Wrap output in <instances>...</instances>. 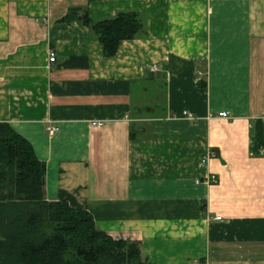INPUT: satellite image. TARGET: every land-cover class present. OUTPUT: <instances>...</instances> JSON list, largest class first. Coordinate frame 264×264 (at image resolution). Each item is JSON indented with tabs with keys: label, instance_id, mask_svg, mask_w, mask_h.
I'll return each mask as SVG.
<instances>
[{
	"label": "crops",
	"instance_id": "1",
	"mask_svg": "<svg viewBox=\"0 0 264 264\" xmlns=\"http://www.w3.org/2000/svg\"><path fill=\"white\" fill-rule=\"evenodd\" d=\"M74 7L137 11L146 37L106 56ZM0 122L45 164L48 202L145 259L264 264V0H0Z\"/></svg>",
	"mask_w": 264,
	"mask_h": 264
},
{
	"label": "trees",
	"instance_id": "2",
	"mask_svg": "<svg viewBox=\"0 0 264 264\" xmlns=\"http://www.w3.org/2000/svg\"><path fill=\"white\" fill-rule=\"evenodd\" d=\"M63 21L88 26L106 56L115 55L122 40L147 33L137 11L94 19L86 8L74 7ZM45 179L46 166L31 143L0 122V264H155L143 257L139 242L99 231L88 211L48 202Z\"/></svg>",
	"mask_w": 264,
	"mask_h": 264
},
{
	"label": "built area",
	"instance_id": "3",
	"mask_svg": "<svg viewBox=\"0 0 264 264\" xmlns=\"http://www.w3.org/2000/svg\"><path fill=\"white\" fill-rule=\"evenodd\" d=\"M49 61H50V63H54L56 61V54H55V52H53V51L50 52ZM153 70L154 71L157 70V67L154 66L153 67ZM184 114L186 116H188L190 119L193 118V114L192 113H189V112L185 111ZM219 116H221V117H227L228 116V113L222 112V113L219 114ZM100 124H101L100 121L93 123V125H100ZM48 131H49L50 134L53 135L56 132H58V127L56 125H54V124L53 125H50L48 127ZM210 156H214V154H210ZM212 180L215 181L216 180V177L215 176H212ZM216 219L217 220H221V217H217Z\"/></svg>",
	"mask_w": 264,
	"mask_h": 264
},
{
	"label": "rangeland",
	"instance_id": "4",
	"mask_svg": "<svg viewBox=\"0 0 264 264\" xmlns=\"http://www.w3.org/2000/svg\"><path fill=\"white\" fill-rule=\"evenodd\" d=\"M150 90H151V89H150ZM146 96H150V93H149V94H147V95H145V96H144V98H146ZM138 101H139V100H138Z\"/></svg>",
	"mask_w": 264,
	"mask_h": 264
}]
</instances>
